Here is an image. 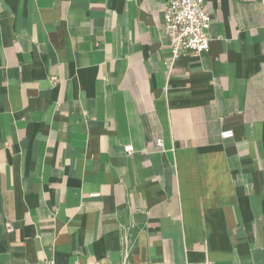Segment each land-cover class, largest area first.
Listing matches in <instances>:
<instances>
[{
  "label": "crops",
  "instance_id": "obj_1",
  "mask_svg": "<svg viewBox=\"0 0 264 264\" xmlns=\"http://www.w3.org/2000/svg\"><path fill=\"white\" fill-rule=\"evenodd\" d=\"M169 1L0 0V264H264V5Z\"/></svg>",
  "mask_w": 264,
  "mask_h": 264
},
{
  "label": "built area",
  "instance_id": "obj_2",
  "mask_svg": "<svg viewBox=\"0 0 264 264\" xmlns=\"http://www.w3.org/2000/svg\"><path fill=\"white\" fill-rule=\"evenodd\" d=\"M264 5V0H260ZM210 16L205 7V0H170L162 13V29L169 41V49L172 57L191 51L196 54L209 50ZM234 135L232 129L220 131V139L226 140ZM155 148L163 149V140L156 137ZM124 152H132V145H126ZM10 229V226L7 227ZM88 264H111L94 261Z\"/></svg>",
  "mask_w": 264,
  "mask_h": 264
}]
</instances>
